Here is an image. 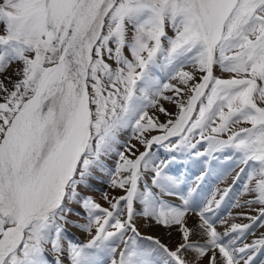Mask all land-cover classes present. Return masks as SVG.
Wrapping results in <instances>:
<instances>
[{"label":"snow or ice","instance_id":"obj_1","mask_svg":"<svg viewBox=\"0 0 264 264\" xmlns=\"http://www.w3.org/2000/svg\"><path fill=\"white\" fill-rule=\"evenodd\" d=\"M0 77V264H264V0H0ZM213 161L239 171L205 198Z\"/></svg>","mask_w":264,"mask_h":264},{"label":"rangeland","instance_id":"obj_2","mask_svg":"<svg viewBox=\"0 0 264 264\" xmlns=\"http://www.w3.org/2000/svg\"><path fill=\"white\" fill-rule=\"evenodd\" d=\"M169 34H172V33L170 32ZM16 67H17V65L14 64L12 66V68H10L8 70V73L6 75L11 76L12 70ZM186 70H191V69H190V67H186ZM216 75L227 77L229 74L228 73H222L221 70L219 69V72ZM15 78L16 77H13V79H15ZM0 79H3V77H0ZM165 82H167V81H165ZM171 82L176 83V81H171ZM165 95H172V93L171 92H165ZM161 103L164 105L165 108H168L169 111H175L174 105L170 104L169 102L161 100ZM153 113H155L156 116H159V119L162 122L167 119L165 116L161 115L159 112H155L154 109H150L149 114L152 115ZM156 134H158V133L157 132L152 133V135H156ZM130 135H131L130 131H124V135L121 134L120 138L122 140H126L129 138ZM224 138H226V134H225ZM131 142L134 144L136 143V141L134 139ZM121 150H123V149H121ZM141 151H143V148H141ZM159 155L162 159L166 158V154L163 152V150H160ZM180 159H183V157H181ZM114 160H115V156H113V158L111 160H109L108 163L112 164ZM212 167L217 170V175L209 174L208 176H206L204 181L202 183H200V188L198 189V191H200L201 194L205 198H210L213 193H216L217 198H219V195L221 194L222 190L228 188L229 185H232L233 177L235 176L236 172L239 171V170L228 171L231 168L230 164L226 163V164H222V165H217V163L215 161L212 162ZM206 170H207V166H205L202 163V161L199 163L193 161V162H189L186 164L185 163H176V164L170 165V171L172 172V174L182 176L183 179L186 181V184H188L189 186H192V187L196 186L195 177L200 175L201 172L206 171ZM220 172H227L228 174L224 175V176H220L219 175ZM97 182L101 185H104V187H105L104 192L107 191L109 193V195H111V196H119V195L123 194V192L120 190L114 191L106 183H104L101 180L91 181L92 184H95ZM217 189L221 190V192H216ZM238 190H239V182L234 186L233 191L229 192L228 196L225 198V201L222 203V205L219 209V212H218L219 217L227 220V224H225V225H220L219 223L217 224V228L219 231H222L224 227H227L231 223H248L249 222L246 219L236 217L237 212L247 211V208H243V207L238 208V207L232 206L234 201L237 198L236 194H237ZM247 198H248L247 196H239V200L241 202H243V200H245ZM94 199L98 203H100L103 207H108V204L105 201V199L103 198V195L98 196ZM252 207L257 208V207H259V205H253ZM229 212L232 213L231 217L228 216ZM251 214L255 215V212L253 211V212H251ZM138 226L141 227V230L145 231V232H147V231L152 232L153 229H156V228L161 229V231L166 234V236L163 239H165L167 241V244L172 248H175L176 244L179 242V239H180L179 234L176 232V230L174 228L173 229H165L162 227H153L151 229H147L143 226V224H138ZM71 228H72L71 235H74L75 237H77L79 241L86 242L90 238L86 233L82 232L81 230H79L77 228H73V227H71ZM169 232H171L170 236L168 235ZM260 232H264V228L257 230V235H259ZM252 239H253V237L249 236L247 242H251Z\"/></svg>","mask_w":264,"mask_h":264},{"label":"bare ground","instance_id":"obj_3","mask_svg":"<svg viewBox=\"0 0 264 264\" xmlns=\"http://www.w3.org/2000/svg\"><path fill=\"white\" fill-rule=\"evenodd\" d=\"M147 233L159 236L163 242L167 243V241L165 239H163L166 236V234L164 232H162L161 229L156 228V229H153L152 232L151 231H147Z\"/></svg>","mask_w":264,"mask_h":264},{"label":"trees","instance_id":"obj_4","mask_svg":"<svg viewBox=\"0 0 264 264\" xmlns=\"http://www.w3.org/2000/svg\"><path fill=\"white\" fill-rule=\"evenodd\" d=\"M9 87V86H8ZM10 88V87H9Z\"/></svg>","mask_w":264,"mask_h":264}]
</instances>
